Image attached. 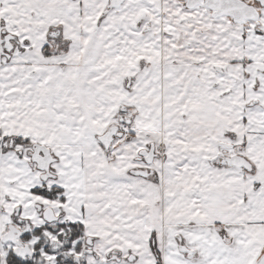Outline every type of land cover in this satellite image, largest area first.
Here are the masks:
<instances>
[{
  "label": "snow or ice",
  "instance_id": "6c2138e0",
  "mask_svg": "<svg viewBox=\"0 0 264 264\" xmlns=\"http://www.w3.org/2000/svg\"><path fill=\"white\" fill-rule=\"evenodd\" d=\"M0 264H264V0H0Z\"/></svg>",
  "mask_w": 264,
  "mask_h": 264
}]
</instances>
